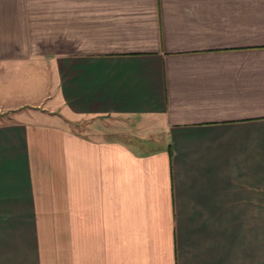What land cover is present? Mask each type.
<instances>
[{"label": "crops", "instance_id": "0c3cea01", "mask_svg": "<svg viewBox=\"0 0 264 264\" xmlns=\"http://www.w3.org/2000/svg\"><path fill=\"white\" fill-rule=\"evenodd\" d=\"M38 60L47 112L0 123V264H264V0H0V69Z\"/></svg>", "mask_w": 264, "mask_h": 264}, {"label": "rangeland", "instance_id": "374dc122", "mask_svg": "<svg viewBox=\"0 0 264 264\" xmlns=\"http://www.w3.org/2000/svg\"><path fill=\"white\" fill-rule=\"evenodd\" d=\"M36 62L37 67H34L31 61H27L11 72L0 69L3 78L0 79V123L24 116L26 112L34 111L37 113V111L44 109L45 105L49 104L50 100L54 98L48 94L51 87L50 84L49 87L46 85L47 74H49V71L46 70V64L41 60ZM42 95H44L43 98H40ZM42 112L46 113L47 110L44 109ZM126 121V118L113 116L81 115L77 116L71 125L75 131L106 136L112 133L113 136L115 135L114 130L120 131L129 127L133 128L134 124ZM117 135L123 137L120 132Z\"/></svg>", "mask_w": 264, "mask_h": 264}]
</instances>
